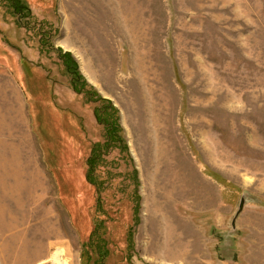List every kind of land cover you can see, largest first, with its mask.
Returning <instances> with one entry per match:
<instances>
[{
	"label": "rangeland",
	"instance_id": "obj_1",
	"mask_svg": "<svg viewBox=\"0 0 264 264\" xmlns=\"http://www.w3.org/2000/svg\"><path fill=\"white\" fill-rule=\"evenodd\" d=\"M22 2L0 0V264H264V0Z\"/></svg>",
	"mask_w": 264,
	"mask_h": 264
},
{
	"label": "trees",
	"instance_id": "obj_2",
	"mask_svg": "<svg viewBox=\"0 0 264 264\" xmlns=\"http://www.w3.org/2000/svg\"><path fill=\"white\" fill-rule=\"evenodd\" d=\"M13 1L15 2V5L18 4L20 6V8H23L25 11H27V8L23 4L22 0H13ZM60 57H61V60L63 61V64L65 65V68L67 69V73L71 77L72 88L76 92V90L74 89L75 88L74 86L78 80L81 79L83 81V78H82L81 74L79 73L74 60L71 58V56L69 54L65 53V54H62ZM101 101H102V103H104L103 104L104 106H102V107L101 106H95L94 113H93L94 117L97 120V122L103 126V128L105 130L106 140L108 139L106 141L107 145H109V143H113L114 145H119L122 142V139L120 137L121 127L118 124L116 110L113 108V106L109 102H107L103 99ZM104 113H106V114H104ZM93 160H94V155H91V157L89 159H87V161H86V164H87L89 170L87 171L85 179L87 182H89L91 184H92V182H90L89 177L91 176L90 168L92 167V164H93L92 161ZM98 227H99V225L95 226V229H94L93 233L91 234L90 238H92L94 235H97L96 230L98 229ZM91 245H92V243H91ZM103 259H104V257L101 259L99 264H104Z\"/></svg>",
	"mask_w": 264,
	"mask_h": 264
},
{
	"label": "water",
	"instance_id": "obj_3",
	"mask_svg": "<svg viewBox=\"0 0 264 264\" xmlns=\"http://www.w3.org/2000/svg\"><path fill=\"white\" fill-rule=\"evenodd\" d=\"M244 199L242 198L239 202V205H238V210L235 214V217L233 218L232 222H231V226L232 228H235V220L237 218V216L241 213V211L243 210V207H244Z\"/></svg>",
	"mask_w": 264,
	"mask_h": 264
},
{
	"label": "bare ground",
	"instance_id": "obj_4",
	"mask_svg": "<svg viewBox=\"0 0 264 264\" xmlns=\"http://www.w3.org/2000/svg\"><path fill=\"white\" fill-rule=\"evenodd\" d=\"M62 253H63L62 251H59V254L54 255V256L52 257V261H54L55 263H57V262H62V264H65L66 262L63 261V260H61V257H60V254H62ZM59 257H60V258H59Z\"/></svg>",
	"mask_w": 264,
	"mask_h": 264
}]
</instances>
